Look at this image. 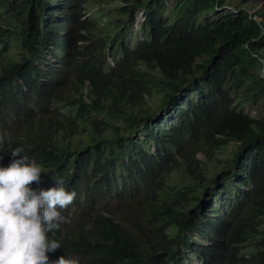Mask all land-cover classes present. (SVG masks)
I'll return each mask as SVG.
<instances>
[{"label": "trees", "instance_id": "1", "mask_svg": "<svg viewBox=\"0 0 264 264\" xmlns=\"http://www.w3.org/2000/svg\"><path fill=\"white\" fill-rule=\"evenodd\" d=\"M236 2L0 0V51H17L0 62V164L23 147L39 187L62 177L92 211L49 233L51 259L264 264V119L246 112L264 97V0Z\"/></svg>", "mask_w": 264, "mask_h": 264}, {"label": "clouds", "instance_id": "2", "mask_svg": "<svg viewBox=\"0 0 264 264\" xmlns=\"http://www.w3.org/2000/svg\"><path fill=\"white\" fill-rule=\"evenodd\" d=\"M11 155L7 166L0 164V264H81L67 254L55 260L49 256L61 248L49 233L66 222L62 210L73 204L77 192L67 189L62 177L54 178V187H39L43 165L23 147Z\"/></svg>", "mask_w": 264, "mask_h": 264}, {"label": "rangeland", "instance_id": "3", "mask_svg": "<svg viewBox=\"0 0 264 264\" xmlns=\"http://www.w3.org/2000/svg\"><path fill=\"white\" fill-rule=\"evenodd\" d=\"M233 1L236 2V0H233ZM235 5L237 6L238 3L236 2ZM95 8H96V6L93 3H91V6L87 7V10H88V12L92 13ZM139 21H141V20H139ZM138 29H139V25L137 23L134 26V31L132 32V37L135 38V41H139L142 37V33L140 31H138ZM7 50H8V48L6 49V52L0 51V62L6 60L7 58H9L11 56L17 55L16 50H11V51H7ZM246 112L249 113L250 115H252L253 117L264 119V97L262 99H260V101L257 102L256 105H248L246 107ZM173 124H174L173 117L171 116L170 118L163 121L162 126H167V128H168ZM9 129H11V127H9ZM76 143L78 144V142H76ZM80 144H81V141H80ZM223 155H225V154H218L217 157L218 158H225L226 156H223ZM208 168H209L210 173H215L216 171L221 170L219 167V163H217L216 161H212V163H209ZM179 180H180L179 175L173 174L172 178H171V184L178 182ZM118 200L119 199H117V198H108L109 203L107 204L106 208H108L109 212H107L105 210L106 203L103 205V207H104L103 211L106 212L107 214L117 216L118 214L116 213V210L118 208V202H117ZM213 205L218 211H221V212H224L225 206L226 207L228 206L225 194L222 193L220 190H219V194L213 200ZM91 213H92V211L90 209L84 208L82 204L70 206L68 209L62 211V215H64L67 218L66 222H62V225L64 226V228L66 230H69L72 227V225H75L77 222L89 221ZM189 258H190V261L192 262V264H198L196 262L195 258L193 257L192 253L189 254Z\"/></svg>", "mask_w": 264, "mask_h": 264}]
</instances>
